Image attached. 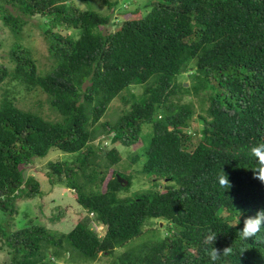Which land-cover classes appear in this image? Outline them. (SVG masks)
Here are the masks:
<instances>
[{
	"label": "trees",
	"instance_id": "1",
	"mask_svg": "<svg viewBox=\"0 0 264 264\" xmlns=\"http://www.w3.org/2000/svg\"><path fill=\"white\" fill-rule=\"evenodd\" d=\"M143 7L149 10L125 12L128 19L104 32L112 15L73 0L0 3V20L14 33L28 17L46 19L52 62L43 72L29 47L18 45L15 66L0 65V87L9 79L45 93L59 115L50 119L3 94L0 209L13 215L19 198L42 194L25 167L58 150L70 156L48 162L49 180L73 190L85 211L64 232L33 217L16 230L0 223V251L8 255L0 264L95 261L131 241L109 264H214L203 244L209 231L217 233L214 247L233 249L215 264H264V227L249 240L239 234L244 218L264 208V183L253 172L259 164L249 152L264 142V0H147ZM185 73L189 86L179 80ZM189 94L200 112L184 101ZM118 97L128 107L103 121ZM195 115L200 128L190 130ZM100 134L110 141L96 143ZM118 145L138 149L128 156L144 158L151 190L121 195L132 177L115 167L124 159ZM223 170L228 191L218 183ZM152 220L166 222L164 235L160 224L146 229Z\"/></svg>",
	"mask_w": 264,
	"mask_h": 264
},
{
	"label": "rangeland",
	"instance_id": "2",
	"mask_svg": "<svg viewBox=\"0 0 264 264\" xmlns=\"http://www.w3.org/2000/svg\"><path fill=\"white\" fill-rule=\"evenodd\" d=\"M73 1L74 4L80 8L93 9L104 15H112V26L110 25L109 27L104 28V32H107L108 30L115 31L118 25H120L119 23L124 21V19H128L129 16L127 15L126 17L125 12H132L137 7L142 9V13L149 10L143 7L147 0H108L110 3H116L114 7H111V4H105L103 0ZM0 3H2V0H0ZM27 20L28 22L24 26L23 31L18 34L12 32L0 20V65L8 66L10 69L13 68L15 66V61L13 60L11 53L15 47L23 45L24 47H29L34 58L37 60L41 71L45 72L51 68L52 64L49 58L48 44L43 34L44 21L46 19L40 16H32L28 17ZM189 79L190 77L187 73L179 76V80L188 83V86L190 85ZM132 90L140 92L141 88L133 86ZM5 91H10V95L15 94V96L19 98L18 103L21 108L35 109V111L38 112L42 111L45 116L53 120L59 118L58 113L50 108L47 94L41 93L39 96H35L34 93H28L16 80L9 81V79L0 87V100ZM39 98L43 101L42 108L39 106L36 108V101L37 99L39 100ZM188 99L195 102L196 109L200 112L202 103L199 104L198 98L192 94L184 96V101H188ZM125 106L128 107V103L118 97L111 104L109 111L102 120L115 121ZM199 128L200 122L198 121L197 115H195L190 130H196ZM99 137L100 139L95 140L96 143H99L100 141L102 142V140L103 143L110 141L108 136H104V134H100ZM115 143L117 142H113V144ZM118 147L121 150L124 159L115 167L124 175L132 177L130 187L121 192V195L133 196L137 193L151 190L154 186V182L150 181V177L142 172L144 158L142 157L140 161H135L132 158L129 159L128 156L129 153L133 151L137 152L138 149L135 147L127 148L122 145H118ZM64 156L68 157L70 155L58 150H51L46 156L35 157L33 159L34 162L25 167L26 177L33 176L40 183L42 194L33 198H19L17 201L18 211L13 215L5 213L0 209V223H2L5 228L16 230L21 228L23 224L30 219L28 217H33L35 221L39 219V222L46 224L48 228H51L54 231L56 229V232H64L71 230L74 225H76L78 219L82 215H85V211L78 205L74 198V191L62 184H52L47 175V171L49 170L48 162L52 159H61ZM101 158H105V153L101 155ZM53 213L54 216L52 215ZM158 224H160L162 228L160 231L161 235H164L166 231L163 229L166 222L163 220H152L151 224L146 225V229L151 226L158 227ZM139 241L140 240L137 239L136 242ZM132 243L133 241L123 247H119L114 255H101L95 261H80L79 263L75 262L73 264H109L118 254H120L126 247H129ZM7 258V251L1 250L0 260L4 261Z\"/></svg>",
	"mask_w": 264,
	"mask_h": 264
},
{
	"label": "clouds",
	"instance_id": "3",
	"mask_svg": "<svg viewBox=\"0 0 264 264\" xmlns=\"http://www.w3.org/2000/svg\"><path fill=\"white\" fill-rule=\"evenodd\" d=\"M249 152L251 156L256 158L259 164V167L253 171L255 177L264 183V142L252 145ZM218 183L219 186L226 191L230 190L233 186L229 179V175L224 170L218 175ZM262 227H264V208L257 210L254 215L244 218L243 227L239 230L240 237L245 240L256 237L260 233ZM100 228L104 229L101 225ZM216 240L217 233L212 231H209L203 239V244L210 246L206 247L205 251L214 264L216 261L220 260L222 255L227 257L233 252L231 246L224 247L222 250L214 247Z\"/></svg>",
	"mask_w": 264,
	"mask_h": 264
},
{
	"label": "water",
	"instance_id": "4",
	"mask_svg": "<svg viewBox=\"0 0 264 264\" xmlns=\"http://www.w3.org/2000/svg\"><path fill=\"white\" fill-rule=\"evenodd\" d=\"M184 85L187 86L188 83H185ZM115 141H116V138L113 139V142H115ZM118 180H119V182H121L122 184H127V183H128V180L125 179V178H123V177L120 176V175H118ZM59 264H64V263H59Z\"/></svg>",
	"mask_w": 264,
	"mask_h": 264
}]
</instances>
